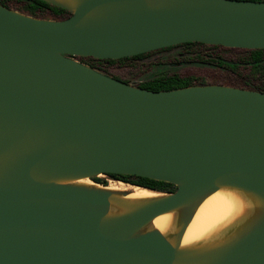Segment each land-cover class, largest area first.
<instances>
[{"label":"water","instance_id":"95a60500","mask_svg":"<svg viewBox=\"0 0 264 264\" xmlns=\"http://www.w3.org/2000/svg\"><path fill=\"white\" fill-rule=\"evenodd\" d=\"M41 1L71 14L0 3V264H264V92L152 91L75 58L187 42L262 49L264 1ZM108 174L176 189L114 179L158 193L132 200L73 183ZM221 188L246 193L258 211L222 240L182 246L197 206ZM171 211L180 217L169 238L150 224Z\"/></svg>","mask_w":264,"mask_h":264},{"label":"trees","instance_id":"16d2710c","mask_svg":"<svg viewBox=\"0 0 264 264\" xmlns=\"http://www.w3.org/2000/svg\"><path fill=\"white\" fill-rule=\"evenodd\" d=\"M10 0H0V3L8 6ZM24 1V11L32 16L40 17L41 13L48 10L58 19L67 18L71 13L63 8L48 4L41 0H18ZM252 1H264V0H252ZM221 45H208L201 42H187L181 43L169 47L156 49L150 52L137 54L131 57H124L120 59H95L92 57H75L79 58L81 63L87 64L99 72H102L114 79H117L124 83H129L127 80H121L115 76L109 75L106 71L95 66V64H110V63H139L141 61H154L153 56L168 52L171 50L179 49L176 53L174 64H193L209 67L225 68L235 71L240 65H244L250 70V78L245 81V87L257 91L264 92V48L248 50L244 49V53L235 60L223 57L216 52L217 48ZM152 63V62H151ZM158 64V63H157ZM193 84H203L202 82H196L191 77H180L177 74L167 75L166 73L159 74L151 77L143 82L137 84L138 87L145 88L152 91L170 90L174 88L184 87ZM111 178L128 182L131 184L146 187L152 190L161 192H172L176 187L168 182L159 180H153L146 177H140L135 175H121V174H108ZM95 181L100 180L95 178Z\"/></svg>","mask_w":264,"mask_h":264},{"label":"bare ground","instance_id":"6f19581e","mask_svg":"<svg viewBox=\"0 0 264 264\" xmlns=\"http://www.w3.org/2000/svg\"><path fill=\"white\" fill-rule=\"evenodd\" d=\"M92 185L88 179L73 181ZM96 185V184H95ZM113 191H129L128 199L141 200L158 196L146 188L132 186L121 181L96 185ZM117 209L112 208L115 212ZM258 211L255 201L246 193L230 188H221L208 195L195 209L181 239L184 247L216 242L228 237L236 228L250 220ZM180 214L171 211L154 218L151 227L158 229L164 236L171 237L175 232Z\"/></svg>","mask_w":264,"mask_h":264},{"label":"rangeland","instance_id":"374dc122","mask_svg":"<svg viewBox=\"0 0 264 264\" xmlns=\"http://www.w3.org/2000/svg\"><path fill=\"white\" fill-rule=\"evenodd\" d=\"M24 6V1L10 0L7 7L27 14L24 11ZM39 18L58 19L48 10L42 12ZM178 51L179 49H175L157 54L153 56L154 61L148 60L139 63H102L95 64V66L106 71L109 75L115 76L121 80H127L129 82L128 84L134 86L162 73H166L167 75L177 74L180 77H191L194 81L202 82L203 84H222L241 88L245 87V81L250 78V70L244 65H240L235 71H232L230 69L202 65L174 64L176 53ZM216 52L223 57L235 60L244 53V49L222 46L217 48ZM76 60L80 61L79 58H76ZM95 178L100 181H95ZM88 180L99 185H107L110 181H115L107 175H99L97 177L89 178Z\"/></svg>","mask_w":264,"mask_h":264}]
</instances>
